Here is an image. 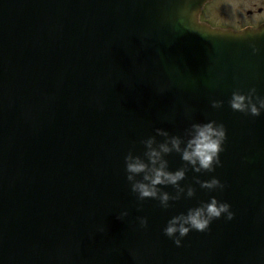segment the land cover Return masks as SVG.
I'll use <instances>...</instances> for the list:
<instances>
[{
    "label": "water",
    "instance_id": "obj_1",
    "mask_svg": "<svg viewBox=\"0 0 264 264\" xmlns=\"http://www.w3.org/2000/svg\"><path fill=\"white\" fill-rule=\"evenodd\" d=\"M206 1L0 0V264H264V110L229 105L233 92L264 99V25L212 29L198 21ZM208 121L225 127L220 166L195 172L170 152L194 195L138 200L124 157L147 163L157 128L183 147ZM213 177L222 189L198 183ZM211 197L231 220L180 247L163 234Z\"/></svg>",
    "mask_w": 264,
    "mask_h": 264
},
{
    "label": "clouds",
    "instance_id": "obj_2",
    "mask_svg": "<svg viewBox=\"0 0 264 264\" xmlns=\"http://www.w3.org/2000/svg\"><path fill=\"white\" fill-rule=\"evenodd\" d=\"M255 52V49L253 50ZM255 89H251L248 96L238 92H233L229 101L230 107L234 111L248 113L252 116H259L264 110V99L257 98V102L253 103L252 93ZM220 102L213 101L212 107L218 108ZM156 134L164 136L166 139L163 143L156 144L154 137H148L141 141L145 148V157L147 163L138 156H133L129 152L124 157V165L126 172V180L130 185L132 193L136 194L137 199L142 201L145 199H153L159 202L161 208L170 207V200L179 199L180 193H185L187 197L194 195L191 186L180 187L179 181L185 177V169L180 168L176 171H169L167 161L163 158L170 152L180 154L182 161L191 165L195 172H212L214 166L219 167L221 161L219 154L223 151V144L226 139L225 127L222 123L208 121L203 124H193L188 140L181 147V139L176 136H169L167 132L157 128ZM155 145V146H154ZM141 179L137 180L136 177ZM198 183L202 188L222 189L224 185L215 177L208 181ZM159 185H172L177 190L176 196H170L167 192L161 191ZM234 213L230 210L227 202L218 201L215 197H211L207 202L189 208L187 212L175 215L167 220L163 228V234L167 236L177 246H181L182 239L190 231L206 232L213 219H219L223 216L226 220H231ZM128 216V212L122 211L117 218L122 219ZM137 221L141 228L147 227V218L138 216ZM100 229V232H103Z\"/></svg>",
    "mask_w": 264,
    "mask_h": 264
},
{
    "label": "flooded vegetation",
    "instance_id": "obj_3",
    "mask_svg": "<svg viewBox=\"0 0 264 264\" xmlns=\"http://www.w3.org/2000/svg\"><path fill=\"white\" fill-rule=\"evenodd\" d=\"M200 21L219 28L242 30L264 25V0H211Z\"/></svg>",
    "mask_w": 264,
    "mask_h": 264
}]
</instances>
